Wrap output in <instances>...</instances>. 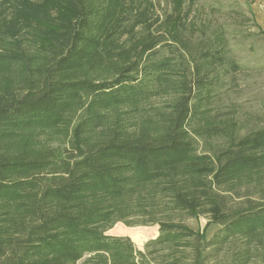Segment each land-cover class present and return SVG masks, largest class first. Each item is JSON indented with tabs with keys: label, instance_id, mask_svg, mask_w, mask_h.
I'll return each instance as SVG.
<instances>
[{
	"label": "trees",
	"instance_id": "16d2710c",
	"mask_svg": "<svg viewBox=\"0 0 264 264\" xmlns=\"http://www.w3.org/2000/svg\"><path fill=\"white\" fill-rule=\"evenodd\" d=\"M241 71L209 18L0 0V264H264V128L224 102Z\"/></svg>",
	"mask_w": 264,
	"mask_h": 264
},
{
	"label": "rangeland",
	"instance_id": "374dc122",
	"mask_svg": "<svg viewBox=\"0 0 264 264\" xmlns=\"http://www.w3.org/2000/svg\"><path fill=\"white\" fill-rule=\"evenodd\" d=\"M156 13L164 18L189 16L190 19L209 18L222 24L228 31L233 54L242 66L237 75L238 87L225 98V103L240 110L242 118L252 120L264 128V0H147ZM24 37H28L24 33ZM194 231L210 238L218 226L208 218L187 220ZM114 230V231H113ZM157 226L117 224L108 235L129 238L140 251L158 236ZM81 264V263H80Z\"/></svg>",
	"mask_w": 264,
	"mask_h": 264
},
{
	"label": "crops",
	"instance_id": "0c3cea01",
	"mask_svg": "<svg viewBox=\"0 0 264 264\" xmlns=\"http://www.w3.org/2000/svg\"><path fill=\"white\" fill-rule=\"evenodd\" d=\"M260 19L264 20L263 18H260Z\"/></svg>",
	"mask_w": 264,
	"mask_h": 264
},
{
	"label": "bare ground",
	"instance_id": "6f19581e",
	"mask_svg": "<svg viewBox=\"0 0 264 264\" xmlns=\"http://www.w3.org/2000/svg\"><path fill=\"white\" fill-rule=\"evenodd\" d=\"M114 231V230H113Z\"/></svg>",
	"mask_w": 264,
	"mask_h": 264
}]
</instances>
